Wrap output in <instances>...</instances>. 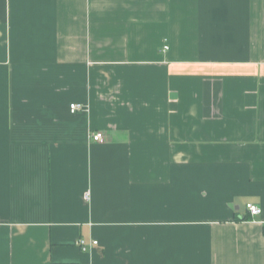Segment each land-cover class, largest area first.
I'll return each instance as SVG.
<instances>
[{"label": "crops", "instance_id": "crops-1", "mask_svg": "<svg viewBox=\"0 0 264 264\" xmlns=\"http://www.w3.org/2000/svg\"><path fill=\"white\" fill-rule=\"evenodd\" d=\"M263 228L264 0H0V264H264Z\"/></svg>", "mask_w": 264, "mask_h": 264}, {"label": "built area", "instance_id": "built-area-1", "mask_svg": "<svg viewBox=\"0 0 264 264\" xmlns=\"http://www.w3.org/2000/svg\"><path fill=\"white\" fill-rule=\"evenodd\" d=\"M85 111H86V107L82 104L72 103L69 105V112L71 114H75L77 112H85ZM92 140L94 142L102 143L103 136L101 133H94L92 134ZM88 197H89V193L85 195L86 199H88ZM245 209L249 213L250 216H256L260 213V209L256 205H253L251 203H247L245 205ZM97 244L98 243L96 241H91V243L87 245L84 240H80L78 242V247L80 248L82 252H87V251H90V249L92 247H95Z\"/></svg>", "mask_w": 264, "mask_h": 264}, {"label": "trees", "instance_id": "trees-1", "mask_svg": "<svg viewBox=\"0 0 264 264\" xmlns=\"http://www.w3.org/2000/svg\"><path fill=\"white\" fill-rule=\"evenodd\" d=\"M245 219H246V217L243 218V220H245ZM263 233H264V228H263Z\"/></svg>", "mask_w": 264, "mask_h": 264}]
</instances>
